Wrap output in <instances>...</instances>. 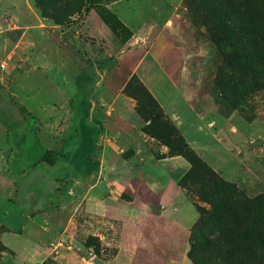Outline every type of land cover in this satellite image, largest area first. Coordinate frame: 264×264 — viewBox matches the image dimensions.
<instances>
[{"label":"rangeland","instance_id":"374dc122","mask_svg":"<svg viewBox=\"0 0 264 264\" xmlns=\"http://www.w3.org/2000/svg\"><path fill=\"white\" fill-rule=\"evenodd\" d=\"M149 1L111 3L132 37L124 44L92 43L85 52L83 41H59L71 37L69 31L77 37L73 24L83 9L57 24L41 15L34 0H0V109L15 117L17 108L35 128L29 138L19 135L25 131L20 126L8 136L16 153L0 173V224L30 236V218L45 225L59 215L55 227H67L69 248L60 254L57 247L40 264H192L187 252L198 219L195 205H207L178 186L190 165L169 156L168 140L180 137L217 177L247 196L264 193V87L246 97L235 94L229 37L203 8L208 0H162L155 10ZM41 50L78 55L79 66L64 64L69 80L62 88L33 69L32 57ZM106 53L109 60L103 61ZM227 95L242 99L229 101ZM90 98L102 126L84 122ZM65 106H73L71 116L64 111L54 128L51 109L62 112ZM2 125L0 120V140L6 135ZM157 125L173 132L159 138L151 134ZM46 150L56 151L54 166L40 162ZM66 203L77 205L62 212ZM103 203H114L117 212L118 203H145L149 212L122 231L123 220L105 214ZM192 214V223L181 220ZM121 233L133 250L117 257Z\"/></svg>","mask_w":264,"mask_h":264},{"label":"trees","instance_id":"16d2710c","mask_svg":"<svg viewBox=\"0 0 264 264\" xmlns=\"http://www.w3.org/2000/svg\"><path fill=\"white\" fill-rule=\"evenodd\" d=\"M114 1L34 0L41 15L57 24L79 14L81 9L93 10L109 32L124 44L132 37V31L109 9ZM203 8L211 14V22L229 37L239 88L235 94L246 97L263 88L264 0H208ZM231 96L226 99L233 102L242 99ZM156 128L151 129V134L159 138L173 130L159 125ZM149 131L147 128L146 132ZM164 144L170 157L181 156L190 165L178 180V186L207 205V208L195 205L198 219L188 237L187 257L191 263L264 264V193L249 197L235 184L220 179L180 137ZM55 156L54 150H47L41 162L51 166Z\"/></svg>","mask_w":264,"mask_h":264},{"label":"crops","instance_id":"0c3cea01","mask_svg":"<svg viewBox=\"0 0 264 264\" xmlns=\"http://www.w3.org/2000/svg\"><path fill=\"white\" fill-rule=\"evenodd\" d=\"M147 1H149V0H147ZM115 2H116V0L112 3H115ZM152 2L157 3V4L163 3L162 0H155ZM148 3L150 5L149 9L151 8L152 10H155L159 5V4L158 5L157 4L152 5V3H150V1ZM161 12L163 13L164 10H162ZM73 28L75 30V34L77 35V37H73L72 32L69 31L68 33L71 35V37L70 36L66 37V39L60 37L59 41H83L85 52L89 50V47L92 46V43H96L97 45H99L100 43L104 44L105 41H117V39L104 26V24L100 21V19L98 18V16L96 15V13L93 10H89V11L85 12L83 14L82 18L73 24ZM107 32H109L114 37V39H110V37H108L109 35H107L109 33H107ZM54 33H55V31H54ZM81 34L84 37H81ZM105 37H106V39H105ZM85 41H91V43H86ZM100 50L102 51L103 49H100ZM77 56L78 55L73 56L72 53H70L69 51H67L65 53H60V54H53L50 52H46L45 50H41L37 56L32 57L33 64H34L33 69H37L39 71L42 70L43 74H44V78L47 80L48 83H51L52 85H55L56 87L60 86V88H62L63 85L69 80L65 76V74L63 73V71L66 70L64 67V64L67 62V63L72 64L73 66H79V63H81V62H79L80 59H78ZM109 57H110V54L106 53L103 61H106V59L109 60ZM82 58L85 60H88V59H86L85 56H82ZM57 63H59L60 65ZM57 66L59 68H62L60 70L61 74H59L57 72V69H58ZM97 71H99V69L97 70V68H96L95 72H97ZM103 71H105V70L103 69ZM73 80H75V79L73 78ZM2 82H4V81H2ZM100 82H101V79L96 80L95 85L97 86V90L99 88ZM73 85H74V83H73ZM73 85L71 84L73 90H70L72 93H73L74 88H75V86H73ZM106 90L107 89H105V91ZM73 94H70V96L75 95V94L74 95ZM103 94L104 93L100 91V92H98L97 97L103 96ZM97 97L94 99H97ZM94 99L93 98L89 99V101H90L89 109H88L89 116H88V118L84 119V122L90 126H95L93 123L94 121L96 123H101V121H100L101 117H100V114L97 112V109H96L97 106H96L95 102L93 101ZM52 107H54V105H52ZM72 107L71 106L70 107L65 106V108H63L64 110H62V112H60L59 108H58L59 110L58 109L54 110L53 108L51 109L52 112H54V114L51 115L50 119H51V121L54 120V123H55L54 128H55V126H57L56 125L57 121L60 120L61 118L65 117L64 113H63L64 111L66 112V114L71 116V112L73 111ZM22 108L25 109L24 107H22ZM14 110H15V113H14L15 117L9 115L10 112L8 114H5L4 111L2 109H0V120L3 122L2 130L4 131V134H6L5 139L0 140V173L9 169L8 161L11 160L12 158H14L15 153H16L13 149V146L9 142V140H10L8 138L9 134L12 135V132L15 130V128L20 126L21 129L25 130L24 132H22V130L20 131V132H22L19 134L20 136H24L25 138H29L30 135L31 136L35 135L34 134L35 133L34 123L29 122L26 119H24L21 116V114H19V111L17 108H15ZM100 110H101V108H100ZM56 111L58 114L55 113ZM6 119H8V120H6ZM101 126H102V123H101ZM43 127H44L43 123L39 124V131ZM98 136H100L99 133L97 134V137ZM94 137L97 138L96 135H94ZM96 140L97 139H95V141ZM95 144L97 147L98 146L97 141L95 142ZM98 151L99 150L97 147V152ZM56 155H57V153H56ZM40 162H41V160H40ZM42 163H45V162H42ZM54 165H55V162L51 166H54ZM99 171H100V165L97 163V173L96 174H98ZM74 185L75 184L73 183V186ZM95 186H96V184H94V182H91L90 183V190H93L92 188H94ZM69 187L66 190V194L68 196L72 192L71 190H69ZM103 204L105 207L108 206V209L105 210V214H107L110 218L112 216H114L115 218L117 216L118 217L120 216V218L123 220L122 228H121L122 231L124 230V227H123L124 224L126 225V223H128V222H130L132 224H141L144 221L145 214L149 212V207L145 203H118V207L120 208L118 210V212L114 208V203H103ZM76 205L77 204H75V203H66V204L62 205L60 210L62 212H66L68 210L71 211L72 209L75 208ZM164 211L165 210L162 211L161 216H163V214L165 213ZM194 217H195V214H192V215H190V217H187V218L181 217V220H184L183 221L184 223L190 224V223H192L191 221L193 220ZM154 218H155V221H157L159 216L154 217ZM30 219H31L30 223L32 224V227H31V229H32L31 233L32 234L30 236H29V234L27 236V234L23 233V231H21V230L18 232H14L13 230H11V228H9L3 224H0V245L3 247V250L0 251V264H40L49 256V254H51L50 252L55 251L57 247H60V249H58V251H56V252L60 253V254H62L65 249L69 248V247L65 246L69 240L67 235L65 234L67 227L60 228L58 231H57V227H55V224L57 222L61 221L59 219V215H56L53 218H50L47 221H45V225H38V222H37L35 217L30 218ZM1 227H3L2 230H1ZM51 228H53V229H51ZM36 232H38V234H40L41 236H44V237L37 236L38 234L35 235ZM122 234L123 233H121V236L119 239L120 244L118 245L117 257L121 256L123 254H130L131 251L133 250L132 245L128 246L125 242H123V235ZM27 237H29V238L27 239ZM140 242H141L140 237L135 239V245L137 246V248H139Z\"/></svg>","mask_w":264,"mask_h":264},{"label":"built area","instance_id":"2783aa9c","mask_svg":"<svg viewBox=\"0 0 264 264\" xmlns=\"http://www.w3.org/2000/svg\"><path fill=\"white\" fill-rule=\"evenodd\" d=\"M4 65H2V67H3Z\"/></svg>","mask_w":264,"mask_h":264}]
</instances>
